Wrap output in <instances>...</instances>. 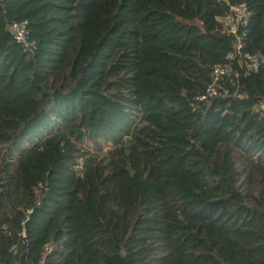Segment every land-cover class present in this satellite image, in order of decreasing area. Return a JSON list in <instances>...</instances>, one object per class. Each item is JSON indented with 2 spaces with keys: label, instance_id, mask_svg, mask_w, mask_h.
<instances>
[{
  "label": "trees",
  "instance_id": "16d2710c",
  "mask_svg": "<svg viewBox=\"0 0 264 264\" xmlns=\"http://www.w3.org/2000/svg\"><path fill=\"white\" fill-rule=\"evenodd\" d=\"M245 53L264 58V0H0V264H264Z\"/></svg>",
  "mask_w": 264,
  "mask_h": 264
},
{
  "label": "built area",
  "instance_id": "2783aa9c",
  "mask_svg": "<svg viewBox=\"0 0 264 264\" xmlns=\"http://www.w3.org/2000/svg\"><path fill=\"white\" fill-rule=\"evenodd\" d=\"M250 10L246 3H240L238 5H232L230 12L225 16L223 20V28L225 31L236 35L237 37V50L240 51L243 47L244 37L246 36V27L249 23ZM7 30L13 36L15 41L22 45L26 53H34L37 49L35 41L31 38V31L26 20L12 21L7 24ZM229 57H233V54H229ZM244 61L247 66L252 70H258L260 66L264 65V58L245 53L243 54ZM225 68L217 66L215 68L214 80L208 89V95L212 96L216 93V85L220 76L225 73ZM48 250L52 248L48 247Z\"/></svg>",
  "mask_w": 264,
  "mask_h": 264
},
{
  "label": "rangeland",
  "instance_id": "374dc122",
  "mask_svg": "<svg viewBox=\"0 0 264 264\" xmlns=\"http://www.w3.org/2000/svg\"><path fill=\"white\" fill-rule=\"evenodd\" d=\"M19 195L25 200L26 197L24 196V194L22 192L19 193ZM51 248V247H50Z\"/></svg>",
  "mask_w": 264,
  "mask_h": 264
}]
</instances>
